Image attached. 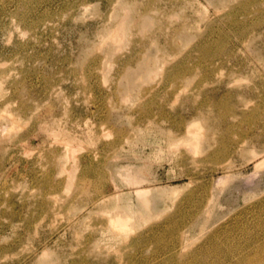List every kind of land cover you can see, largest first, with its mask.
Listing matches in <instances>:
<instances>
[{"label":"rangeland","instance_id":"rangeland-1","mask_svg":"<svg viewBox=\"0 0 264 264\" xmlns=\"http://www.w3.org/2000/svg\"><path fill=\"white\" fill-rule=\"evenodd\" d=\"M263 156L264 0H0V264H264Z\"/></svg>","mask_w":264,"mask_h":264},{"label":"bare ground","instance_id":"bare-ground-1","mask_svg":"<svg viewBox=\"0 0 264 264\" xmlns=\"http://www.w3.org/2000/svg\"><path fill=\"white\" fill-rule=\"evenodd\" d=\"M264 157V156H263ZM259 164V163H258Z\"/></svg>","mask_w":264,"mask_h":264}]
</instances>
